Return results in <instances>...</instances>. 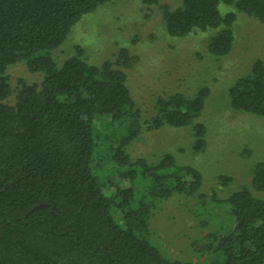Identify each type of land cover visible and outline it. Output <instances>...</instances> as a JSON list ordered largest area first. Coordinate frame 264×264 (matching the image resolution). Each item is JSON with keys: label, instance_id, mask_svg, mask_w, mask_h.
<instances>
[{"label": "trees", "instance_id": "1", "mask_svg": "<svg viewBox=\"0 0 264 264\" xmlns=\"http://www.w3.org/2000/svg\"><path fill=\"white\" fill-rule=\"evenodd\" d=\"M107 1L0 0V264H194L165 256L150 226L159 204L198 195L200 173L167 154L153 163L133 159L128 149L143 129L167 127L189 128L193 150L202 151L206 130L197 119L207 89L157 97L143 121L112 63H88L78 47L60 66L51 57L77 22ZM220 6L232 11L220 14ZM160 8L170 37L211 31L206 51L214 58L231 51L236 14L264 22V0H182L174 10ZM118 60L128 65L124 49ZM19 63L42 78L18 80L9 105L6 71ZM228 100L234 111L264 117L261 60L232 84ZM113 174L128 186L111 185ZM250 186L264 193L263 163L253 167ZM191 213L212 227L197 251L208 264H264V200L247 187L222 200L198 195Z\"/></svg>", "mask_w": 264, "mask_h": 264}, {"label": "rangeland", "instance_id": "2", "mask_svg": "<svg viewBox=\"0 0 264 264\" xmlns=\"http://www.w3.org/2000/svg\"><path fill=\"white\" fill-rule=\"evenodd\" d=\"M181 1L158 0L157 4L144 5L140 0H108L74 25L51 57L60 66L74 56L78 47L88 63L99 67L112 63L124 73L143 121L152 115L157 97H193L206 88L208 95L197 119L206 130L202 151L193 150L189 128L163 127L150 132L143 129L128 149L130 157L153 163L167 154L175 164L195 169L202 177L198 195L205 199L215 195L222 200L247 187L253 196L264 200V193L250 186L253 167L264 164V117L234 111L228 100V89L249 72L253 61L264 63V22L236 14L231 51L214 58L206 51L211 31L193 32L184 38H173L165 32L160 6L174 10ZM226 11L232 9L219 7L220 14ZM120 49L129 58L125 67L116 64ZM6 74L12 90L6 101L9 105L14 104L18 80L39 84L42 78L41 74L29 73L20 63L8 67ZM105 169H109L108 164ZM221 178L226 179L223 185ZM110 181L117 188L128 186L126 180L115 174ZM198 195L175 196L154 211L150 226L153 243L170 260L208 264L197 251L212 227H201L191 213ZM217 211L213 209L212 215L218 216Z\"/></svg>", "mask_w": 264, "mask_h": 264}]
</instances>
